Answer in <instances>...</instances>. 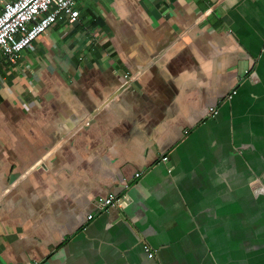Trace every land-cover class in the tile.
<instances>
[{
    "label": "crops",
    "instance_id": "obj_1",
    "mask_svg": "<svg viewBox=\"0 0 264 264\" xmlns=\"http://www.w3.org/2000/svg\"><path fill=\"white\" fill-rule=\"evenodd\" d=\"M78 7L0 57V264H264V0Z\"/></svg>",
    "mask_w": 264,
    "mask_h": 264
},
{
    "label": "built area",
    "instance_id": "obj_2",
    "mask_svg": "<svg viewBox=\"0 0 264 264\" xmlns=\"http://www.w3.org/2000/svg\"><path fill=\"white\" fill-rule=\"evenodd\" d=\"M0 4V57L12 63L18 60L24 49L51 31L57 22L67 20L69 24H74L81 18L78 0H0ZM128 76L126 73L125 77ZM236 93L234 90L233 94ZM210 112L215 115L218 108L212 106ZM136 176H140V172ZM125 186L128 187V183ZM115 202L114 193L98 201L100 208L105 210ZM92 217L89 214V218ZM145 250L152 257L156 255V249L149 245H145Z\"/></svg>",
    "mask_w": 264,
    "mask_h": 264
},
{
    "label": "rangeland",
    "instance_id": "obj_3",
    "mask_svg": "<svg viewBox=\"0 0 264 264\" xmlns=\"http://www.w3.org/2000/svg\"><path fill=\"white\" fill-rule=\"evenodd\" d=\"M78 3L82 6L94 5V0H78ZM25 50V49H24ZM23 50V51H24Z\"/></svg>",
    "mask_w": 264,
    "mask_h": 264
}]
</instances>
